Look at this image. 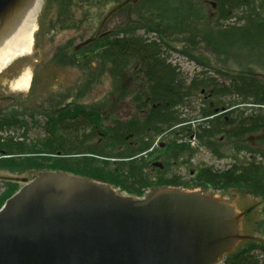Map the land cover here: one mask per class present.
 Here are the masks:
<instances>
[{
	"label": "trees",
	"instance_id": "obj_1",
	"mask_svg": "<svg viewBox=\"0 0 264 264\" xmlns=\"http://www.w3.org/2000/svg\"><path fill=\"white\" fill-rule=\"evenodd\" d=\"M128 5L137 19L128 16L113 34L92 44H99L101 59L115 67H131L127 79L137 83L132 87L133 102L140 108L149 105L151 121L143 129L131 126L134 119L113 120L108 126L97 107L62 108L48 117L46 138L39 142L30 145L0 137V157L8 156L21 172L28 168L66 172L111 184L134 197L155 186H191L214 191L239 187L264 198V77L218 70V76L195 77L187 83L164 56L165 48L181 43V51L192 57L200 44L211 46L216 54L240 49L264 57V0H139ZM141 25L156 36L138 34ZM194 94H204L203 104L196 114H186L183 109ZM74 122L77 127L72 128ZM12 125L27 124L17 113L0 114V131ZM101 133L104 138L98 141ZM162 135L169 136L164 154L170 167L194 156L196 149L185 140L192 137L217 158L226 159L228 166L222 170L201 166L193 184L175 174L152 175L147 156ZM30 153L37 155L15 156ZM9 182L2 203L20 188L17 180ZM221 264H264V238L246 240Z\"/></svg>",
	"mask_w": 264,
	"mask_h": 264
},
{
	"label": "water",
	"instance_id": "obj_2",
	"mask_svg": "<svg viewBox=\"0 0 264 264\" xmlns=\"http://www.w3.org/2000/svg\"><path fill=\"white\" fill-rule=\"evenodd\" d=\"M138 1H121L74 49L110 34L99 33L107 18ZM50 5L0 0V107H37L42 88L30 97L31 73L42 67L37 35L45 33ZM21 180L0 211V264H219L253 229L254 210L243 205L242 193L235 203L179 187L134 197L53 171Z\"/></svg>",
	"mask_w": 264,
	"mask_h": 264
},
{
	"label": "rangeland",
	"instance_id": "obj_3",
	"mask_svg": "<svg viewBox=\"0 0 264 264\" xmlns=\"http://www.w3.org/2000/svg\"><path fill=\"white\" fill-rule=\"evenodd\" d=\"M121 1L123 0H51V19L42 21L45 33L37 35L42 67H37V75L31 73L35 81L30 97L35 98L37 89L42 88L37 107L11 105L0 107V114L17 113L18 119L27 124L26 128L20 125L4 127L0 131L2 132L0 133L1 137H12L14 140L25 141L30 145L39 142L46 138L45 125L48 116L65 106L72 108L75 106L97 107L103 112L102 114L105 113L111 117L114 116V113H111L114 111L115 116L117 115L119 118L122 117L119 115L123 114L125 110L133 107L130 98L134 93L132 87L137 86V83L132 85V82L127 79L131 67H115L111 62L101 59L98 55L99 44L91 43L92 45L84 46L77 51L73 47L91 37L107 13ZM128 4L125 5L126 8L123 6L116 9L107 18L99 33L108 30L115 32L125 23L128 16L137 19L136 14L130 13L135 10H132L131 7L128 9ZM208 9L212 11L213 8L209 7ZM142 10H146V8L144 7ZM231 20L234 21V19ZM147 29L149 28L143 25L138 26L137 33L144 37L154 38L156 34ZM182 49V44L176 43L172 48L164 49V56L168 58L169 63L177 68L187 83L195 77L218 76V70L231 74L254 73L264 77V57L257 55L256 52L233 49L229 53L216 54L211 46L200 44L197 50L193 51L192 57L183 53ZM203 99L204 94H194L189 104L184 107V113L193 114L194 112L196 114L203 104ZM122 100L125 101L124 104ZM185 140L191 142L196 152L191 159L186 156L184 161H178L176 165L174 163L171 171L172 176L175 174L180 177L181 181L193 184L195 183V174L201 166H213L219 170L228 166L226 159L217 158L211 151L200 146L195 139ZM159 141L166 143L169 141V136L162 135L155 138V144L151 148L153 150L147 156L149 161L155 160V155L159 152H166L159 148ZM36 155L30 153V155L15 156H18V159H25ZM49 156L55 157L54 155ZM6 157L8 156L0 157V160H4L2 164L0 163V199L4 196L10 180L18 179L21 187L23 185L22 178L30 180L44 172L29 168L21 172V170L19 171L22 169L21 166L11 165V161H8ZM183 189L209 192L232 203H235L237 193H242L243 205L254 210L252 214L253 229H248L249 236L246 240H262L264 238V198L249 194L239 187L218 191L209 187L190 186L183 187Z\"/></svg>",
	"mask_w": 264,
	"mask_h": 264
},
{
	"label": "flooded vegetation",
	"instance_id": "obj_4",
	"mask_svg": "<svg viewBox=\"0 0 264 264\" xmlns=\"http://www.w3.org/2000/svg\"><path fill=\"white\" fill-rule=\"evenodd\" d=\"M139 96L141 98H144V94L143 93H139ZM12 100V99H11ZM120 100V99H119ZM118 100V101H119ZM145 100V99H144ZM130 101H131V106H133L132 108H128L127 110L124 111L123 114H120L119 116L122 115V117H117V115L115 116V112L110 110L111 113H114V116H111L109 117L108 115H106L105 113L102 114L103 112H101V114L103 115V122L104 124L106 125H111V123H113V120H118L120 122H123V123H130L133 119H134V124L131 125V126H134V128H140V129H143L144 126L147 125V122L148 120L151 121L152 119V116H151V109L148 108H140L137 106V104L135 102H133V98L131 96L130 98ZM125 101L122 100V103L124 104ZM129 106V105H128ZM68 106H65L64 109H66ZM76 108V106L74 107ZM73 108V109H74ZM61 110V109H60ZM60 110H56L54 113L52 114H55L56 112L60 111ZM50 114V115H52ZM49 115V116H50ZM48 116V117H49ZM156 118L153 117V120L154 121ZM106 122V123H105ZM136 122V123H135ZM78 123V122H77ZM77 123H70L71 124V127L72 128H75L77 127ZM82 123V122H81ZM148 131H151V127L149 126L147 128ZM104 138V135L103 133L100 134V138L98 141H101L102 139ZM159 148L162 149L163 151L166 149V144L163 143V142H160L159 141ZM153 149H151V152H152ZM165 152H159L157 155H155V160L153 161H150V166H151V171H152V175H155V176H158L159 174H167L169 176L172 175V168L173 167H170L167 163H166V156L164 154ZM154 157V156H153ZM176 165V164H175ZM158 178H155L154 181H156Z\"/></svg>",
	"mask_w": 264,
	"mask_h": 264
}]
</instances>
